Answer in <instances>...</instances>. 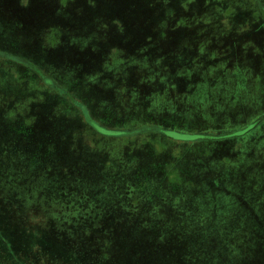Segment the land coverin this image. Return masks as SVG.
<instances>
[{
    "label": "rangeland",
    "instance_id": "374dc122",
    "mask_svg": "<svg viewBox=\"0 0 264 264\" xmlns=\"http://www.w3.org/2000/svg\"><path fill=\"white\" fill-rule=\"evenodd\" d=\"M122 101L221 137L99 134ZM5 105L0 264H264V0H0Z\"/></svg>",
    "mask_w": 264,
    "mask_h": 264
},
{
    "label": "trees",
    "instance_id": "16d2710c",
    "mask_svg": "<svg viewBox=\"0 0 264 264\" xmlns=\"http://www.w3.org/2000/svg\"><path fill=\"white\" fill-rule=\"evenodd\" d=\"M11 71V70H10ZM11 76V81H9L8 83V90L11 92V94L13 93H18L20 96H22V98H25V104L22 103L21 108L17 109L20 112H17L18 116H15V114H13V116L11 115V120L14 121L15 123H19L18 125V131H20V133H23V131L25 130V125L26 123H24L23 121H27L30 122L32 121L30 118L32 117V119L35 117L37 120H39V126H37L38 123H36V130L39 129V131H44L45 129H51V127L57 123V117H51L48 123L47 121V116H44V113H37L38 109L41 108V106L44 104L45 102V98L44 97H40L41 99H36L34 97L33 92H35L36 90L42 91L44 92V88L42 87V84L38 81V78H34L35 82H33V84L29 85L31 86V88H29L27 85H25V82H22V76L20 75H15V74H10ZM45 80H47V82H51V78L46 77ZM51 85H54V82L52 81V83H50ZM65 93H61L66 99L68 98V96L71 99L77 98L78 100H80L81 95H75V94H71L68 93V91H65ZM41 93V92H40ZM25 96V97H24ZM29 97V98H27ZM86 99V98H85ZM10 101L5 102L7 104V108L6 105L2 106V108L0 109V118H1V122H3V125L6 124V122H9L10 120H8L7 118V109L10 106ZM88 104V103H86ZM89 105V104H88ZM6 108V111H4L3 109ZM27 108L28 111H34L36 112L34 116H31L30 118L27 117L28 114L25 115V113L23 112V110ZM60 108V106H59ZM85 108V107H84ZM135 108V106L133 105H127V102H120L118 103V105L116 107H112L107 109V107L101 109L96 107L93 108V113L95 114V125L98 127L99 129V134L101 135H106L107 137H128V136H138V135H144V134H156V135H167L170 137H175V138H182L185 140H197V139H205V138H219L221 137L220 135H214L212 134V132H205L204 130H194L195 132H184L183 130H180V125L177 124V121H173V122H167V121H162L161 118H155L153 114H151V112L149 110L144 109L141 114L139 116H136L135 119H132L134 117V115L136 114V109L133 111V109ZM128 109H130L131 111H128ZM60 111V110H59ZM61 112V111H60ZM65 112L67 113V110H65ZM33 113V112H31ZM86 115L87 111H86ZM264 115V114H263ZM15 116V117H14ZM14 117V118H13ZM13 118V119H12ZM90 118V117H89ZM115 118H120V119H125L127 120H133L132 123H130L128 125L129 128H125L123 130H117V129H112V128H108L107 126H105V122H107V120H115ZM260 118H262L260 116ZM91 119V118H90ZM33 122V121H32ZM47 122V125H46ZM100 123H104V124H100ZM46 125V126H45ZM40 131V132H41ZM191 133V134H190ZM36 137V133L35 136ZM18 139H24L23 136H19L18 135ZM141 183L140 186V190L142 194H146L147 195V186ZM153 190L156 188H152ZM152 189L150 190L152 192Z\"/></svg>",
    "mask_w": 264,
    "mask_h": 264
}]
</instances>
